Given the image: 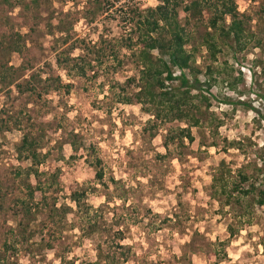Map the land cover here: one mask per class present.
Returning <instances> with one entry per match:
<instances>
[{
  "label": "rangeland",
  "instance_id": "obj_1",
  "mask_svg": "<svg viewBox=\"0 0 264 264\" xmlns=\"http://www.w3.org/2000/svg\"><path fill=\"white\" fill-rule=\"evenodd\" d=\"M30 1L0 0V64L15 68L23 64L30 70L19 83L35 73L41 79L60 77L71 89L68 94L61 90L38 98L14 87L0 88V110L21 118L18 128L9 123L8 131L0 134L1 263L104 264L98 261L97 246L104 251L103 240L120 232L121 244L130 249L125 264H264V207L256 209L250 224L235 221L237 233L229 238L232 215L227 208L221 212L209 196L221 161L232 170L245 166L248 174L264 170V0H235L237 12L250 18L248 30L260 39V46L253 44L238 53L229 41L213 63L214 67L228 63L234 76L242 74V83L231 91L218 79L213 94L207 95L209 109L201 110V127L191 129L194 143L185 140L168 149L167 126L150 131L152 118L141 106L115 101L116 86L137 74L126 50L119 55L121 67L98 69L96 78L90 74L88 79L68 78L55 63L61 52L71 57L83 54L79 45L69 50L74 41L88 45L100 37L123 38L128 30L125 6L144 10L157 1L98 0L103 10L96 11L94 19L87 12L93 0H42L38 9ZM59 22L68 28L67 35L57 31ZM197 23L188 27L192 40L187 49L199 47L205 26ZM13 34L24 41L21 55L4 49ZM208 64L200 48L195 66L203 71ZM220 122L224 124L219 126ZM26 132L41 138L40 152L46 155L42 172H60L59 192L49 194L50 201L55 198L56 208L65 205L71 212L61 220L56 215V225L48 219V210L24 220L15 207L25 191L13 172L28 166L16 160L15 148ZM71 133L78 147L75 156L69 145ZM231 142H238L239 149L228 146ZM96 158L100 166L95 165ZM75 190L85 192L84 202L99 225L91 239L84 217L75 214L69 200Z\"/></svg>",
  "mask_w": 264,
  "mask_h": 264
},
{
  "label": "trees",
  "instance_id": "obj_2",
  "mask_svg": "<svg viewBox=\"0 0 264 264\" xmlns=\"http://www.w3.org/2000/svg\"><path fill=\"white\" fill-rule=\"evenodd\" d=\"M41 1L30 2L38 9ZM156 1L155 7L144 10L139 6H125L123 19L128 30L123 38L107 40L100 37L97 43L88 45L82 40L74 41L69 50L73 51L79 45L83 54L71 57L69 53L61 52L55 63L68 78L88 79V74L91 78H96L98 69L115 70L116 67H121L123 60L119 55L121 51L126 50L137 74L126 80V84L116 86L115 101L122 105L141 106V110L152 118L150 131L167 126L164 148L168 149L169 145H182L185 140L190 145L194 143L191 129L201 127V110L209 109L207 95L213 94L218 79L231 91H236L237 85L242 83V74L238 72V76H234L228 63L224 62L219 67L213 66L221 54L223 45L231 41L234 50L239 53L250 45L260 46L261 41L248 30L250 18L237 12L235 0ZM92 2V8L87 12L94 19L96 11L102 12L103 9L98 0ZM106 4L112 5L107 1ZM191 22L203 24L205 31L200 36L199 47L192 46L187 49L192 40V34L188 30ZM62 26L63 23L59 22L57 31L66 32L67 35L68 28ZM68 41L69 39L65 44ZM24 47L21 36L13 34L4 49L9 54L21 55ZM200 48L205 50L210 61L203 71L195 66V55ZM111 61L113 67L107 66ZM29 72L23 64L16 68L7 63L0 64V88L14 87L20 94L30 93L38 98L61 90L65 94L70 92L69 84L63 85L60 77L52 75L41 79L40 75L30 73L24 83H19ZM199 75L203 76L202 81L198 79ZM256 114L259 115V112L256 111ZM261 121H264V115ZM9 123L18 128L21 118L10 116L8 110H0V134L8 131ZM223 124L220 122L218 125ZM70 136L72 139L69 145L75 156L78 151L76 136L73 133ZM40 142V137L26 132L15 148L16 160L20 164L28 163L27 167H17L13 172L14 179L19 180L25 191L23 198L15 200V207L24 220H30L41 210H48V219L56 225V215H59L60 220L64 219L71 212V208L65 205L56 208L57 200L53 198L50 201V195L59 192L60 172H42L41 166L45 163L46 155L40 152ZM228 146L239 149L238 142H231ZM95 165L100 166L97 158ZM260 176L262 178L259 180ZM31 178L34 182L30 181ZM96 179H102L101 171L96 173ZM209 196L218 203L221 212L227 208L231 213L232 220L227 225V231L229 238H233L237 233L235 221L240 225L250 224L256 209L264 207V170L256 169L253 174H248L245 166L232 170L221 161L211 178ZM84 199V191L75 190L69 194V200L75 206V214L84 217L87 237L91 239L93 234L97 233L99 225L91 216V208L86 206ZM27 226H24L22 237L27 233ZM121 240L123 235L120 232H116L111 239H104V251L97 246L98 261L104 264H125L130 258V249L122 245ZM223 245L221 243V246Z\"/></svg>",
  "mask_w": 264,
  "mask_h": 264
}]
</instances>
